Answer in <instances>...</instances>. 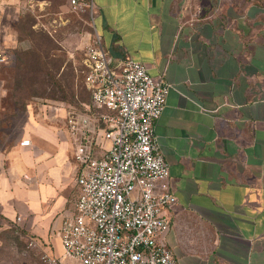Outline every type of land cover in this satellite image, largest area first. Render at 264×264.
<instances>
[{
    "label": "crops",
    "instance_id": "1",
    "mask_svg": "<svg viewBox=\"0 0 264 264\" xmlns=\"http://www.w3.org/2000/svg\"><path fill=\"white\" fill-rule=\"evenodd\" d=\"M33 1L0 0V136L14 118L5 75L16 24ZM94 1L109 54L174 86L154 132L178 199L165 214L179 263L264 264V0ZM93 36L72 32L61 44L76 62ZM59 101H29L19 136L0 138V214L20 238L38 241L35 256L14 264H40L37 250L58 253L55 232L80 193ZM104 127L95 123L108 147Z\"/></svg>",
    "mask_w": 264,
    "mask_h": 264
},
{
    "label": "built area",
    "instance_id": "2",
    "mask_svg": "<svg viewBox=\"0 0 264 264\" xmlns=\"http://www.w3.org/2000/svg\"><path fill=\"white\" fill-rule=\"evenodd\" d=\"M86 12L94 36L84 52L85 85L91 102L70 110L67 122L75 140L80 193L55 234L79 264H180L168 242L171 211L178 203L155 124L173 84L154 78L132 57H112L97 32L94 0H69ZM105 124L102 138L95 123ZM30 140L22 141L29 144ZM31 250L38 241L28 242ZM40 264H62L37 250Z\"/></svg>",
    "mask_w": 264,
    "mask_h": 264
},
{
    "label": "rangeland",
    "instance_id": "3",
    "mask_svg": "<svg viewBox=\"0 0 264 264\" xmlns=\"http://www.w3.org/2000/svg\"><path fill=\"white\" fill-rule=\"evenodd\" d=\"M41 1L46 3L43 7H41ZM63 1L34 0L33 4H30L31 6L28 4L25 9L23 22L28 26L21 32V42L13 48L15 55L13 63L7 68L5 75L9 98L8 116L12 114L14 118L13 122L10 121L7 124L6 134L0 136L2 141L5 137L15 140L19 136L20 125L25 117L29 101H47L55 97L61 101L59 105L63 107L62 112L67 114L70 110L84 111L85 103L90 100V93L85 85L83 65L85 50L75 54V62L68 56L61 40L72 32H91L94 35V28L87 14L75 11L70 6L69 0L65 3ZM28 13H30L29 17H27ZM32 20H36L33 26L29 23ZM36 42H39L44 49L47 45L50 48L55 46L47 58L49 72L54 78H50V75L41 71L43 64L33 63L32 57L25 70L18 69L17 55L22 50H28L29 56L31 46H34ZM28 70H33V73ZM21 76L26 77L25 81H20ZM11 227L0 214V264L21 263L27 261L30 255L35 256L28 242L20 238ZM57 249L58 253L54 255L62 264H79L77 258L65 252L60 238Z\"/></svg>",
    "mask_w": 264,
    "mask_h": 264
},
{
    "label": "trees",
    "instance_id": "4",
    "mask_svg": "<svg viewBox=\"0 0 264 264\" xmlns=\"http://www.w3.org/2000/svg\"><path fill=\"white\" fill-rule=\"evenodd\" d=\"M65 2H66V0L63 1V3H65ZM24 13H25V10H24V12L21 13L20 19H19L18 23L16 24V29L18 30V34H19L18 35L19 36V42H21V40H22L21 32L24 30V28H26L28 26V24L26 26L25 22H23L24 21L23 17L25 15ZM84 13L87 14L86 12H84ZM29 16H30V13H28L27 17H29ZM29 23H31V25L33 26L36 23V20H32ZM31 48L32 49H30L31 53H30L29 56L27 54L28 50L27 51L26 50H22L17 55L18 69L19 70H22V69L25 70L28 67V62L31 59L30 57H32L33 63L40 62V64H43V66H41L42 67L41 71H44L45 73L50 75V78H54L53 74L49 72L50 70L48 69V66H47V64H48L47 58H48L49 52L52 51L55 48V46H51V48H50L47 45L46 49H44V48L41 47V44L39 42H36L34 46H31ZM28 72H32L33 73V70H28ZM25 79H26L25 76H21L20 77V81L21 82L25 81ZM55 82H56V80H55ZM51 97H54V96H51Z\"/></svg>",
    "mask_w": 264,
    "mask_h": 264
}]
</instances>
